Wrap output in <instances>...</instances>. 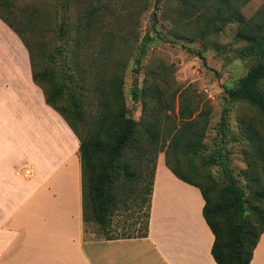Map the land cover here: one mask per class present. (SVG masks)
<instances>
[{
	"label": "rangeland",
	"instance_id": "rangeland-1",
	"mask_svg": "<svg viewBox=\"0 0 264 264\" xmlns=\"http://www.w3.org/2000/svg\"><path fill=\"white\" fill-rule=\"evenodd\" d=\"M263 6L264 0H251L244 15L251 18ZM186 7L182 0L158 4L156 0H0V13L24 37L36 72L47 75L40 76V83L48 92L62 88L56 104L72 111L74 116L69 117L82 135L95 125L101 99L97 87L113 93L112 83L121 74L125 107L135 119L150 124L154 134L160 131L158 148L164 142L163 132L173 125H185V141L197 142L195 150L186 144L179 148L181 173L210 187L222 204L229 177L249 199L260 197L264 114L250 101L230 99L226 89L264 61V50L251 49L238 35L239 22L217 30L214 24L196 20V13H187ZM103 45L110 51L101 55ZM202 130V140H196L193 132L200 135ZM150 140L148 129H139L137 142L123 161L140 164L147 177L158 156L165 154L159 152L154 160ZM142 145L149 148L143 160L137 148ZM209 158L216 162L204 163ZM170 159L174 160L172 155ZM125 192L129 193L127 188ZM133 197L126 205L115 206L108 228L92 220L90 230L107 238L137 234L145 221V207ZM254 204L264 209V199ZM86 215L90 218L87 204ZM246 218L257 225L253 215Z\"/></svg>",
	"mask_w": 264,
	"mask_h": 264
},
{
	"label": "crops",
	"instance_id": "crops-1",
	"mask_svg": "<svg viewBox=\"0 0 264 264\" xmlns=\"http://www.w3.org/2000/svg\"><path fill=\"white\" fill-rule=\"evenodd\" d=\"M204 205L160 154L147 235L97 237L84 216L80 139L0 17V264H218ZM251 264H264V232Z\"/></svg>",
	"mask_w": 264,
	"mask_h": 264
},
{
	"label": "trees",
	"instance_id": "trees-1",
	"mask_svg": "<svg viewBox=\"0 0 264 264\" xmlns=\"http://www.w3.org/2000/svg\"><path fill=\"white\" fill-rule=\"evenodd\" d=\"M161 0H156L158 4ZM251 0H182V4L187 7V13H196V20L199 22L214 24L215 29L219 30L226 24L237 21L241 24L238 35L248 41L251 49L264 50V6L256 12L251 18L244 15L243 8ZM190 10V11H189ZM0 17L22 38L26 46L27 42L20 31L14 26L12 21L0 13ZM107 39H105V42ZM29 48V47H28ZM107 45H103L100 54L109 52ZM34 80L43 88L48 104L57 109L66 119L68 124L80 139V153L82 160V180H83V201L84 216L86 215V204L90 205L91 220L99 223L104 229L108 228L111 215L115 206L126 205L134 195L136 204L145 207V221L137 230V234H127L121 237L146 236L149 229V217L151 208V199L153 193L154 174L157 161L153 163L149 177L143 166L136 163H124L125 153L131 149L137 142V132L139 129H148L151 140L149 143L154 147V160L158 153L165 151L166 163L169 168L181 179L198 186L205 199L203 208L204 217L214 233V243L212 246V255L218 264H251L254 250L259 242L260 236L264 232V209L254 203L261 202L264 199V193L260 197L248 198L245 190L236 184L231 177L230 183L223 188L227 195L226 201L222 204L211 193L210 187L191 179L181 173L178 167L179 159L177 153L183 145L196 149L197 142L189 138L185 141L186 127L181 125L171 126L163 132V143L159 146V138L153 133L151 125H145V121L137 120L128 113L125 107L123 93V77L120 74L119 79L112 83L114 92L109 94L103 88L97 89L101 95L99 112L96 115L94 126L86 135H82L76 128L71 116L72 111L60 108L56 104V99L60 96L62 88L56 87L48 92L40 83V74L35 70V64L31 55ZM140 64V59L137 60ZM47 76V75H46ZM264 81V61L251 66L234 87L226 89L227 96L232 100L250 101L257 105L264 114V87L261 82ZM146 93L144 92V95ZM185 110L181 109V116ZM200 114H205L201 111ZM70 116V117H69ZM196 140H202L204 130ZM171 138L168 149L165 150L166 140ZM140 158L143 160L149 148L145 146L137 147ZM172 150V151H171ZM170 155L174 160L170 159ZM146 160V159H145ZM153 160V161H154ZM174 161V163H173ZM214 158L206 159L204 163H215ZM131 167L133 168L132 170ZM147 177V178H146ZM137 179L138 184L134 186L132 179ZM122 180L123 184L119 183ZM148 180L149 183H145ZM126 188L128 194H126ZM125 189V191H124ZM113 203H116L112 206ZM253 215L257 219L255 225L248 221L246 216Z\"/></svg>",
	"mask_w": 264,
	"mask_h": 264
},
{
	"label": "built area",
	"instance_id": "built-area-1",
	"mask_svg": "<svg viewBox=\"0 0 264 264\" xmlns=\"http://www.w3.org/2000/svg\"><path fill=\"white\" fill-rule=\"evenodd\" d=\"M28 172V171H27Z\"/></svg>",
	"mask_w": 264,
	"mask_h": 264
}]
</instances>
